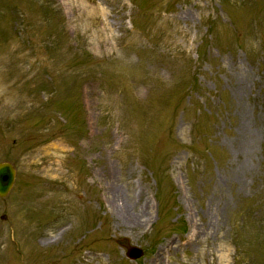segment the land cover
<instances>
[{
  "label": "rangeland",
  "instance_id": "obj_1",
  "mask_svg": "<svg viewBox=\"0 0 264 264\" xmlns=\"http://www.w3.org/2000/svg\"><path fill=\"white\" fill-rule=\"evenodd\" d=\"M2 161L0 264H264V0H0Z\"/></svg>",
  "mask_w": 264,
  "mask_h": 264
},
{
  "label": "water",
  "instance_id": "obj_2",
  "mask_svg": "<svg viewBox=\"0 0 264 264\" xmlns=\"http://www.w3.org/2000/svg\"><path fill=\"white\" fill-rule=\"evenodd\" d=\"M15 174L16 170L12 163L8 161L0 162V197H4L10 192L15 180ZM116 242L126 247V255L129 258L135 259L143 252L139 247L130 245L127 238L117 239Z\"/></svg>",
  "mask_w": 264,
  "mask_h": 264
},
{
  "label": "bare ground",
  "instance_id": "obj_3",
  "mask_svg": "<svg viewBox=\"0 0 264 264\" xmlns=\"http://www.w3.org/2000/svg\"><path fill=\"white\" fill-rule=\"evenodd\" d=\"M121 211V210H120ZM119 211V212H120ZM124 212V211H123ZM125 213V212H124ZM127 213V212H126ZM119 214V213H118ZM129 214V213H128ZM130 214H132V213H130ZM133 215V214H132ZM128 217V216H127ZM122 218H123V216H122ZM131 218H132V216H131ZM134 218V217H133ZM120 219V218H119ZM130 219V218H129ZM126 220V219H125ZM133 220V219H132Z\"/></svg>",
  "mask_w": 264,
  "mask_h": 264
}]
</instances>
